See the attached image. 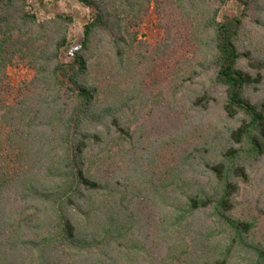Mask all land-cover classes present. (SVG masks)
Returning a JSON list of instances; mask_svg holds the SVG:
<instances>
[{
	"label": "trees",
	"instance_id": "1",
	"mask_svg": "<svg viewBox=\"0 0 264 264\" xmlns=\"http://www.w3.org/2000/svg\"><path fill=\"white\" fill-rule=\"evenodd\" d=\"M77 1L0 0V264H264V0Z\"/></svg>",
	"mask_w": 264,
	"mask_h": 264
},
{
	"label": "rangeland",
	"instance_id": "2",
	"mask_svg": "<svg viewBox=\"0 0 264 264\" xmlns=\"http://www.w3.org/2000/svg\"><path fill=\"white\" fill-rule=\"evenodd\" d=\"M37 7L41 17L52 16L55 12H64L71 14L74 21L70 24V38L74 45H79L83 39V27L90 17V10L77 0H40ZM228 7L240 14L241 5L236 0H228ZM164 36L163 29L158 26V17L154 9L143 25L139 38L141 41H146L149 44L155 45ZM12 83L15 87L20 84L21 79L27 72L22 65L12 66L8 69ZM16 93V90L13 93ZM13 96L9 98L12 99ZM238 213L247 214V209L241 207ZM258 237L264 232V223L258 227Z\"/></svg>",
	"mask_w": 264,
	"mask_h": 264
}]
</instances>
